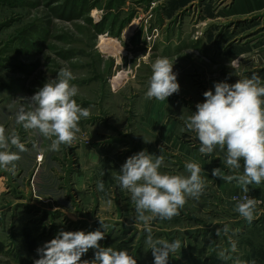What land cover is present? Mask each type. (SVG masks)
<instances>
[{
  "label": "rangeland",
  "instance_id": "374dc122",
  "mask_svg": "<svg viewBox=\"0 0 264 264\" xmlns=\"http://www.w3.org/2000/svg\"><path fill=\"white\" fill-rule=\"evenodd\" d=\"M155 1L160 2V0H0V125L5 127L6 133L15 130L22 142L26 140L23 135L30 132L31 138H36L38 143L44 141L42 151L46 155L45 138L33 130H25L22 125L16 124L15 113L21 106L27 107L26 98H30L48 80L55 79L61 68L71 70L74 76L71 83L78 87V94L74 99L81 107L90 110V116L87 119L81 118L79 122L81 129L98 128L101 122L108 125L107 118L111 115L114 117L118 113L119 115L138 114L137 97L140 95L141 84L148 83L151 63L157 58L156 51L160 48L157 44L153 46L152 39L157 36L150 32L149 42L152 46H149L148 51H144L142 46L136 47L132 41H129V37L120 38L122 34L112 38L110 30L114 24L119 26L125 21L126 24L133 21L135 23H130L133 24L131 27L125 24L127 26L125 34L131 35V29L138 24L134 33L140 38L145 33L144 25L147 27L149 23L158 25L156 14L163 11L161 3H156L158 8L149 9ZM195 1H197V9L182 11L176 18L178 21L166 22V27H162L164 43H167L166 37L169 35L199 33L204 35L210 31L214 35H219L228 28L227 22L216 21L204 24V21H199L205 13L203 7L205 0ZM95 21H107L108 25L103 27L100 25L101 22ZM244 23L246 22L241 23L238 30L244 33L243 35L250 33L254 35L259 31L256 24L248 27L251 24ZM103 29L107 31L102 32ZM149 30L150 28H147L146 33H149ZM253 39L252 37L247 40V43H252ZM107 40L113 41L108 43ZM132 44L134 48L130 47ZM260 45L261 41L256 47ZM188 51L176 57L165 56L174 63L173 72L177 74L179 85L181 81L183 83V87L180 85L182 89L180 88L178 93L167 99H175L176 102L178 100L181 107L184 106L185 110L181 113L185 118L191 113V107L195 109L197 103L204 101L203 93L207 91L204 84L208 82L209 76L215 80L213 73L219 69L211 66L215 64H212L202 51L192 49ZM102 52L107 55L103 56ZM258 54H261L264 60V47L256 48L241 68L248 71L255 66L256 59L253 56ZM116 59L121 63L120 66H116L114 61ZM239 72L242 73L241 69ZM115 74L122 77L113 84ZM186 83L192 84L193 89L185 86ZM115 91L118 92L114 94L116 98H110L109 93ZM151 100L156 101V99ZM8 115L12 118L3 121ZM179 122L178 134L181 135L182 140H186L187 144L194 143L195 133L182 131L185 128L184 121L181 119ZM150 141L151 154L162 155L167 166L172 164L170 160L175 156L170 158V155H167H172L174 151L166 146L167 141H160L152 132ZM159 144H163L160 147L161 151L163 150L161 154L156 152L160 150ZM54 165L51 159L49 161L46 159L43 163V168L46 170L44 173H49L47 169L50 167L53 171ZM67 169H59L56 172L54 170L49 178L43 177L39 181L44 182L41 187L43 193L40 195L42 201L29 200L24 205L14 207L12 211L8 210L0 214V243L4 248L3 252H0V264H34V261L40 258L37 249L55 238L59 231L91 232L97 229L103 231L99 219L108 225L105 238L99 242L102 247L126 249L137 260V264H148L149 260H153L154 264L152 252L145 244L147 232L142 223L135 221L136 213L131 212V215L135 216L125 218L124 215L121 217L117 210L103 211L102 204L89 201L94 199L97 183L87 178L84 190L79 193L75 188L76 182L71 176L68 178V172L71 171ZM48 187L51 189L50 193L45 195ZM117 187L110 185L111 189L106 196L115 204H117L116 199H119L116 193ZM206 192L208 191L205 187L202 195H207ZM83 197L86 200L81 201L80 198ZM201 199L193 206L195 210L205 211L210 203L205 197ZM189 204L190 202L187 201L180 209L181 214L173 218L179 220L181 226L189 224L186 219L191 215ZM51 205H60L64 209L66 206L70 212L80 210L77 214L84 213V216L71 217L60 210L52 212L47 208L51 209ZM152 224L155 227L174 228V223L170 220L154 219L150 226ZM152 235L154 239L161 238L156 230H152ZM81 259L89 261L94 259V250L89 249Z\"/></svg>",
  "mask_w": 264,
  "mask_h": 264
},
{
  "label": "crops",
  "instance_id": "0c3cea01",
  "mask_svg": "<svg viewBox=\"0 0 264 264\" xmlns=\"http://www.w3.org/2000/svg\"><path fill=\"white\" fill-rule=\"evenodd\" d=\"M159 3H161L163 11L156 14L158 17L157 26L148 22L149 27L144 25L145 33L137 38L134 32L138 24L131 29V35L125 34L126 27L133 25L130 24L133 21H130L123 28L124 30H121L122 37L120 38L129 37V41H132L136 47L142 46L144 51H148L152 46L149 42L150 32H152L153 35L157 36L156 40L152 39L154 40L153 46L157 44L160 47L156 51L157 57L180 56L182 53L189 52L188 49L202 51L203 55L209 58L212 64H215L211 66L219 67L213 73L215 80H212L210 76L207 78L208 82L204 84L207 91H214L216 82L226 81L232 84L239 78L250 77L253 73L259 75L262 83H264V60L261 54L253 56L256 59V65L252 66L251 69L245 71L244 68H241V65H245L247 57L251 56L256 48L264 47V0H205L203 6L205 13L199 18V21H204V24L216 21L227 22L228 28L219 35H214L212 31L204 35L202 33L169 35L166 37L167 43H164L162 39L166 22L178 21L176 18L180 16L182 11L197 9V1L160 0ZM155 8H158V6ZM149 9H151V5ZM243 22H246L244 24H251L248 27H253L256 24L259 31L255 32L254 35L252 33L243 35L244 33L238 32ZM147 28H150L149 33H146ZM155 30H157V33ZM103 35L101 34V36ZM252 37L254 38L253 42L247 43V40ZM112 38L114 37L112 36ZM260 41L261 45L256 47V44ZM133 44L130 47L134 48ZM166 48L169 50H165ZM101 54L103 56L107 55L103 52ZM114 61L116 66L121 65L120 62H117V59ZM240 69L242 73L239 72ZM116 75L118 74H115V78L112 80L113 84L121 80L122 76ZM181 82L180 85L183 87ZM141 86L140 95L137 97L138 114L119 115L118 113L114 115V113V117L111 115L107 118L109 119L108 125H104L103 122L98 124L100 129L99 127L92 130L80 128L81 131L77 134L78 138L71 147L61 145L59 151H50L48 149L51 141L45 138V155L42 151L44 141L38 143L36 138H31L30 132L23 135L26 140L22 143L27 150L19 153L21 158L15 162V168L11 170L0 168V214L8 210L12 211L14 207L24 205L29 200H41L40 195L43 193L41 187L44 182L40 183L39 181L43 177L44 179L49 178L54 170L56 172L59 169L68 168L67 170L71 171L68 172V178L71 176L73 181L76 182L75 188L79 193L84 190L87 178L94 180L95 183L98 181L104 182V191L96 190L93 195L94 199L89 201L102 204L101 209L103 211L107 209L110 211L117 210L116 212L121 217L123 215L125 218L135 216L131 215V212L135 213V209L130 200V194L118 186L113 175L120 171L121 166L128 157L142 150H146L151 154L150 137L152 132L160 141L166 140V146L174 151L172 155H167H170V158L175 156L173 160H170L172 164L167 166L166 162H163L160 171L171 175L186 176L188 173L184 167L185 162L196 161L202 168L201 175L206 181L208 191L206 192L207 195H201L199 199L189 198L187 200L190 202L189 206H191V215L186 218L189 222L188 226H181L180 221L173 218L170 220L174 223L172 229H167L165 226L155 227L153 224L150 226L152 230H156L159 234L161 237L159 239L169 242L178 239L181 242V249L170 254L168 264H236L237 260L244 262V264H253V262L254 264H264V183L249 185V192L244 193L259 202L254 213V220L248 223L234 211L235 205L230 200L232 194L243 193L241 187L235 181L227 182L212 175V170L215 168H220L223 175H235L223 162L226 157V149L222 151L217 147L211 154H201L199 152L200 143L196 136L194 143L187 144V141H183L181 135L178 134L179 120H181V112L185 110L184 106L181 107V103L178 100L179 103H177L175 99L152 101L146 97L148 83L146 82L144 85V82H142ZM185 86L193 89L192 84L188 85L186 83ZM115 92L109 93L110 98L115 97L114 94H118V92ZM117 105H119L118 102ZM152 106L155 108L151 109ZM195 110L196 105L195 109L191 107V113ZM9 115L3 121L11 119L12 116ZM165 135L166 137H164ZM162 145L159 144L158 149ZM188 145H191V147ZM10 150L18 152V149L12 146H10ZM156 152L161 154L163 150ZM39 156H43V160L40 162L38 161ZM46 159L48 161L51 159V162L55 164L53 171L51 167L47 169L49 173H44L46 170L43 168V163ZM176 160L178 161L176 162ZM239 172H243V161H241ZM63 177L65 176L63 175ZM110 185L118 186L116 193L119 199H116L117 204L112 202L109 207L107 201L110 198L106 196L109 189H111ZM50 190V188L47 189L45 195H48ZM201 197L207 198L210 203L205 211L195 210L193 206L202 200ZM80 200L86 199L83 197ZM51 206V209L47 208L52 212L60 210L71 217L84 216V213L77 214L80 210L70 212L66 206L65 209L60 205ZM179 213L181 214V211ZM225 225L228 226V232L224 231ZM218 229H220L219 234H217ZM233 242L236 245L235 251H232ZM221 251H224L229 258L226 260L221 259L219 257ZM147 263L153 264V260H149Z\"/></svg>",
  "mask_w": 264,
  "mask_h": 264
},
{
  "label": "clouds",
  "instance_id": "9594fccd",
  "mask_svg": "<svg viewBox=\"0 0 264 264\" xmlns=\"http://www.w3.org/2000/svg\"><path fill=\"white\" fill-rule=\"evenodd\" d=\"M233 62V61H232ZM174 63L168 57H157L151 63L146 97L164 101L180 90ZM73 73L61 68L55 79L48 80L15 113V122L25 130H33L51 141L50 151H59L61 145L71 147L78 138L81 118L90 116L88 108L81 107L74 97L78 87L72 84ZM204 101L196 104V111L186 118L181 115L185 128L182 131L195 133L200 143L201 154H211L219 147L226 149L224 164L235 175H223L220 168L212 175L227 182L235 181L243 193L249 192V185L264 183V83L256 73L239 78L235 83L216 82L214 91L203 93ZM10 146L18 149L11 151ZM15 130L6 133L0 125V168L14 169L20 160V152L26 151ZM161 151V149H160ZM243 161V172H239ZM162 155L154 156L146 150L127 158L119 172L113 175L118 186L130 194L135 209V221L142 223L147 232L145 244L151 250L154 264H168L169 256L181 249L180 240L171 242L154 239L150 227L154 219L171 220L179 215L189 198L199 199L206 181L202 168L196 161L185 162L188 175H171L160 171ZM97 190L104 191V182H97ZM236 211L248 223L254 220L259 203L248 195L237 199ZM110 207L112 201H107ZM103 231H59L55 238L37 249L40 258L34 264H137V260L126 249L102 247L108 225L101 219ZM228 226L224 231L228 232ZM220 229L217 230L219 234ZM89 249L94 250V259L82 260ZM236 245L232 243V251ZM221 259H228L224 251ZM236 264H244L239 260ZM254 264V262H253Z\"/></svg>",
  "mask_w": 264,
  "mask_h": 264
},
{
  "label": "trees",
  "instance_id": "16d2710c",
  "mask_svg": "<svg viewBox=\"0 0 264 264\" xmlns=\"http://www.w3.org/2000/svg\"><path fill=\"white\" fill-rule=\"evenodd\" d=\"M109 7H110V6H109ZM103 20H105V19H103ZM107 24H108L107 21H101V23H100V25H102L103 27H106ZM125 24H126V21H125L124 23H121L118 27H117L116 24H114V25L111 27L112 30H110V32L112 33L113 37H119V36H120V34H121V30L124 28ZM100 25H99V26H100ZM115 29H117V30H115ZM102 32H105V29H103ZM114 33H116V34H114ZM3 250H4L3 245L0 243V252H3Z\"/></svg>",
  "mask_w": 264,
  "mask_h": 264
},
{
  "label": "built area",
  "instance_id": "2783aa9c",
  "mask_svg": "<svg viewBox=\"0 0 264 264\" xmlns=\"http://www.w3.org/2000/svg\"><path fill=\"white\" fill-rule=\"evenodd\" d=\"M156 6H157L156 2L153 3V4H151V9H154ZM155 32L157 33V30H155ZM42 160H43V156H39V157H38V161L40 162V161H42ZM244 195H248V194H244V193H234V194H232L230 200H231V202H232L233 204H235L236 201L233 200V197H236L237 199H239V198L243 197ZM248 196H249V195H248Z\"/></svg>",
  "mask_w": 264,
  "mask_h": 264
},
{
  "label": "bare ground",
  "instance_id": "6f19581e",
  "mask_svg": "<svg viewBox=\"0 0 264 264\" xmlns=\"http://www.w3.org/2000/svg\"><path fill=\"white\" fill-rule=\"evenodd\" d=\"M109 41L112 42L113 40H107L108 43H110ZM117 79H118V78H117Z\"/></svg>",
  "mask_w": 264,
  "mask_h": 264
}]
</instances>
